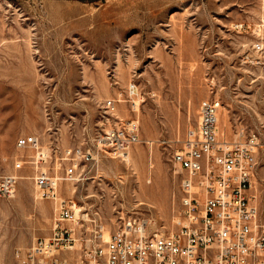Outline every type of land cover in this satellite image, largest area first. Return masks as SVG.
Segmentation results:
<instances>
[{
  "label": "rangeland",
  "instance_id": "374dc122",
  "mask_svg": "<svg viewBox=\"0 0 264 264\" xmlns=\"http://www.w3.org/2000/svg\"><path fill=\"white\" fill-rule=\"evenodd\" d=\"M258 40L264 0H0V175L15 170V158L28 159L15 170L16 195L0 198V264H17V248L53 230L56 203L38 196V170L57 169L70 147L97 149L98 134L130 119L141 140L124 156L81 160L60 194L77 200L83 235L99 225L109 234L129 217L159 231L179 228L173 153L210 96L222 100L221 135L239 138L245 126L259 137L252 191L264 220ZM32 132L39 147L19 148L17 137Z\"/></svg>",
  "mask_w": 264,
  "mask_h": 264
},
{
  "label": "built area",
  "instance_id": "2783aa9c",
  "mask_svg": "<svg viewBox=\"0 0 264 264\" xmlns=\"http://www.w3.org/2000/svg\"><path fill=\"white\" fill-rule=\"evenodd\" d=\"M254 48L262 51L264 44L258 40ZM221 101L216 96L201 101L197 123L173 153L181 167L184 222L179 228L159 231L147 218L129 217L109 234L99 225L83 235L87 219L80 216L77 200L60 194L59 183L78 176L81 160H96L100 151L123 156L141 140L138 121L130 119L98 134L97 149L70 147L56 159L57 169H40L34 175L38 196L56 203L54 225L50 235L16 249L17 264H264V220L252 191L260 140L256 132L247 134L245 126L239 138L221 135ZM16 145L38 148L40 139L24 133ZM24 161L28 159L15 158V170ZM15 170L0 175V198L16 195Z\"/></svg>",
  "mask_w": 264,
  "mask_h": 264
},
{
  "label": "bare ground",
  "instance_id": "6f19581e",
  "mask_svg": "<svg viewBox=\"0 0 264 264\" xmlns=\"http://www.w3.org/2000/svg\"><path fill=\"white\" fill-rule=\"evenodd\" d=\"M42 149V148H41ZM41 151H43V150H41ZM40 153V152H39ZM38 153V154H39ZM47 153H49V152H47ZM47 153H46V155H47ZM43 156V155H42ZM44 156H45V154H44ZM124 156V155H123ZM126 158H127V160L129 161V155L128 154H126V156H125ZM126 160V159H125ZM74 184V183H73ZM73 187H75V186H73ZM73 191V190H72ZM75 191V190H74Z\"/></svg>",
  "mask_w": 264,
  "mask_h": 264
}]
</instances>
